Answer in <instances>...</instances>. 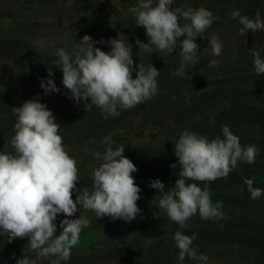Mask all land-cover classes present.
I'll list each match as a JSON object with an SVG mask.
<instances>
[{
  "label": "clouds",
  "instance_id": "obj_1",
  "mask_svg": "<svg viewBox=\"0 0 264 264\" xmlns=\"http://www.w3.org/2000/svg\"><path fill=\"white\" fill-rule=\"evenodd\" d=\"M172 4L173 0H156L155 3L154 0H139L128 11L134 15L135 25L146 30L149 41L144 43L137 38L138 52L171 53L179 45L181 62L172 75L184 77L186 67L198 62L200 46L195 42L198 36L208 40L207 48L214 57L222 53L223 43L216 35L205 36L217 19L211 11L203 7L172 10ZM231 18H238L241 36L249 30L264 32V17L259 9L254 18L242 15L239 10H234ZM181 36L185 38L180 40ZM37 43L43 47L44 38ZM96 43L86 34L79 43L75 42L72 52L60 47L52 55L56 57L52 64L62 70L63 86L74 102L83 101L85 112H92L95 106L104 119L119 117L118 109H131L158 94L160 71L151 63L147 66L135 64L131 44L120 38L102 40L100 43L110 45L111 51L106 52L96 47ZM53 45L54 42L48 44L49 47ZM252 56L255 73L264 75V58L255 50ZM217 64L213 59L208 66L212 68ZM24 71H28L26 65ZM48 76H53L52 67L48 68ZM40 87L46 95L60 91L51 78L42 79ZM12 115L16 117L11 138L14 152H0V233L6 234L9 242L27 238V246L36 254L35 259L23 256L16 264L68 261L71 249L79 244L81 232L91 224L82 215L69 219L77 213L78 205L98 218L109 217L112 221L131 222L141 213L137 205L141 189L132 175L137 167L124 156L123 145L113 149L115 142L111 134L102 141L107 145L105 150L93 153L99 166L91 169V189H81L77 188L80 179L77 160L66 150L60 134L61 125L47 105L37 96L12 107ZM221 131L223 138L211 140L187 129L182 131L174 145L178 165L170 166L180 169L174 186L165 191L159 179L150 182L149 186L160 193L159 207L181 229H185L187 221L197 214L206 221L224 219L223 202L212 201L208 185L226 178L238 162L254 163L259 154L255 145L242 146L228 126H223ZM196 182L203 183L204 187ZM243 182L252 199L264 195V189L254 187V179L245 178ZM73 193H76L75 199ZM59 214L65 218L59 225L62 231L56 235L55 221ZM196 238V233L189 236L175 232L178 264H184L186 257L207 264V256L198 254L192 247Z\"/></svg>",
  "mask_w": 264,
  "mask_h": 264
},
{
  "label": "rangeland",
  "instance_id": "obj_2",
  "mask_svg": "<svg viewBox=\"0 0 264 264\" xmlns=\"http://www.w3.org/2000/svg\"><path fill=\"white\" fill-rule=\"evenodd\" d=\"M138 2L139 0H0V9L3 8L6 12L20 11L24 16L18 21L5 17L0 20V28L5 31L14 23L13 28L7 31L6 37L28 41L49 60L56 59L52 56L56 48L65 47L72 52L75 42L79 43L87 34L97 42L96 47L106 52L111 51L110 45L100 41L117 38L127 41L132 45L135 64L147 66L151 63L156 69L160 68L161 63L176 64L179 67L181 62L179 45L171 53L138 52L139 47L135 43L137 38L144 43L149 42L146 30L135 25V17L128 11ZM177 7L185 10L189 7L193 9L203 7L217 17L213 25L206 30L205 36L209 38L213 35L218 36L223 43L222 53L216 57L212 56L210 48H207L208 40L198 36L195 41L200 46L198 62L195 65H188L185 72L192 71L201 81L188 88L158 92L144 103L128 110H121L123 119L115 126L107 123L103 125L101 129L104 131L101 134L98 131L102 124L100 117H103L100 110L93 106L98 117L95 116L96 120L92 124H76V115L84 110L83 101L79 104L74 102L64 86L62 88L64 95L55 92L46 95L41 88H14L22 97L27 98L25 101L38 96L39 101L45 103L52 111L56 122L61 125L60 134L65 148L69 155L77 160L79 172H89L93 167L99 166L93 153L105 150L107 145L102 141L109 134L115 142L113 148L118 145L139 147L159 146L162 143L172 145L184 131V126L186 128L192 121H202L211 115L234 125L232 127L234 133L264 138V125L253 115L233 114L236 103L256 104L264 108V75L255 73L252 56V51L255 50L264 58V32L249 30L241 36L239 28L242 26L238 18H231L234 10L254 18L257 9L264 17V0H173L172 10ZM41 38L45 40L43 47L37 43ZM184 38L181 36L179 39ZM52 42L53 47H49L48 44ZM213 59L217 60L218 64L209 68V62ZM0 74L20 75L21 70L10 60L0 59ZM223 110L230 114L223 116ZM66 112L74 115V118L67 119V122L63 118ZM196 117L201 119L197 120ZM115 118L109 117L107 120ZM88 130L94 131V135L86 140L84 136ZM257 163L261 165L264 161ZM135 165L138 170L139 164ZM251 175H255L254 172ZM211 199L214 203L222 201L215 196H211ZM137 205L141 213L131 222L119 219L112 221L109 217L98 218L93 212L79 207L77 213L69 219H76L82 215L87 217L91 224L81 232L79 244L71 249L69 260L73 261V264H83L79 261V256L97 254L116 246H127L134 240L140 241V248L146 253L149 246L179 230V225L170 221L165 210L159 207V201ZM222 211L223 213L234 211L238 215L254 213L262 215V211L253 205L234 206L225 202ZM64 218L62 215L55 221L56 235L62 231L59 225ZM158 220L162 221L159 226H151V222ZM198 222L205 223L206 220L197 214L189 219L187 224L194 225ZM27 245V238H15L9 242L7 235L0 233V264H16L23 256L35 259V252ZM196 249L198 254L207 256V264L225 262L262 264L255 250L235 242H208ZM93 264L128 263L120 260H98Z\"/></svg>",
  "mask_w": 264,
  "mask_h": 264
},
{
  "label": "trees",
  "instance_id": "obj_3",
  "mask_svg": "<svg viewBox=\"0 0 264 264\" xmlns=\"http://www.w3.org/2000/svg\"><path fill=\"white\" fill-rule=\"evenodd\" d=\"M8 17L13 21H18L24 16L21 12L10 10L6 12L3 8L0 9V20ZM14 24V23H13ZM12 24V25H13ZM9 26L7 30L2 31L0 28V59H8L21 70L20 75L5 76L0 74V151L14 152L11 146V138L14 135V124L16 117L12 115V107L20 106L25 97H22L19 92L15 91L17 87H33L41 88L40 82L42 79H53L56 86L60 89L59 93H63L62 84V70L52 64L53 60L45 58V55L37 50L31 43L21 39H12L6 37L8 30L13 26ZM25 65L28 71H24ZM52 67L53 76H48V68ZM178 68L176 64L161 63L159 76L157 77L158 92L164 90H180L191 87L195 83L201 81L192 71L185 72L184 77L174 76L172 73ZM135 76V73H133ZM42 89V88H41ZM11 90V91H10ZM10 91V92H9ZM11 92H14L13 94ZM64 95V94H62ZM118 111L121 112L120 109ZM96 110L92 112L81 111L76 115L75 122L78 125L92 124L96 120ZM250 114L253 115L260 124L264 125V108L256 104L236 103V109L233 114ZM101 114V113H100ZM223 116L228 115L226 110L222 111ZM244 114V115H245ZM99 115V114H98ZM121 116V113L120 115ZM98 117V116H97ZM216 116H209L202 121H192L186 128L191 132H196L200 135L206 136L209 140L216 137L223 138L222 127L228 126L233 134L238 136L242 146L249 144L255 145L259 154L252 164L238 162L237 167L226 177L217 179L211 182L208 187L211 196H215L225 203L234 206H255L262 211L260 214L238 215L234 211L225 212L224 219L208 220L205 223L198 222L197 224H187L185 229L179 228L185 235L191 236L193 233L197 234V238L193 241L192 247H198L201 244L208 242H235L248 246L258 253V258L264 264V195L259 199H252L244 184V179H254V187L264 189V163L259 165L258 161H264V138L258 139L251 136H246L240 133H234L232 124H227L221 119H216ZM63 118L73 119L74 115L69 112L64 113ZM123 118L116 117L115 119L107 120L100 117L102 124L99 126L100 134L103 133L102 126L106 123L110 126L118 125V122ZM214 121L210 124L209 121ZM64 121V120H63ZM234 121V120H233ZM65 123V122H64ZM97 132V131H96ZM82 133V132H81ZM80 134V133H79ZM85 139L89 140L94 131L88 130ZM174 145L169 143H162L159 146L145 145L143 147L124 145V156L129 158L133 163L139 164V169L133 173L135 183L141 189L139 195L140 199L137 204L151 203L159 201V191L151 188L150 182L159 179L165 185V191L174 186L179 172V166L172 169V164L178 165L177 157L174 154ZM115 149V148H113ZM254 172L255 175H251ZM79 181L77 188L92 187L91 171L79 172ZM194 182V181H189ZM198 186L204 187L203 183L196 182ZM76 193H73L75 199ZM80 206L78 205V208ZM59 214L57 217L62 216ZM161 220L151 222L152 225H160ZM222 225V226H221ZM174 234L162 238L156 243L149 246L146 253L140 248V241L134 240L127 246H116L109 250L100 251L97 254L88 256H79V261L83 264H93L98 260H120L128 264H178V249L175 246ZM62 264H73V261L68 260ZM184 264H196L195 261L185 258ZM221 264H232L229 262Z\"/></svg>",
  "mask_w": 264,
  "mask_h": 264
}]
</instances>
